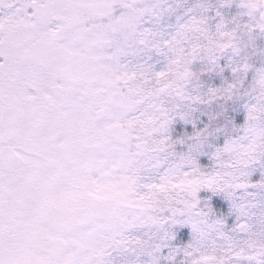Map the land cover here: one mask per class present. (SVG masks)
Masks as SVG:
<instances>
[{"label":"snow or ice","instance_id":"1","mask_svg":"<svg viewBox=\"0 0 264 264\" xmlns=\"http://www.w3.org/2000/svg\"><path fill=\"white\" fill-rule=\"evenodd\" d=\"M0 264H264V0H0Z\"/></svg>","mask_w":264,"mask_h":264}]
</instances>
